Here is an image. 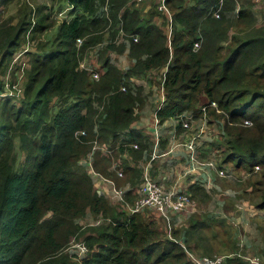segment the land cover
<instances>
[{
	"label": "trees",
	"instance_id": "obj_1",
	"mask_svg": "<svg viewBox=\"0 0 264 264\" xmlns=\"http://www.w3.org/2000/svg\"><path fill=\"white\" fill-rule=\"evenodd\" d=\"M38 1H16L17 22L0 21V78L29 30L33 48L21 97L0 99V264H193L166 226L112 206L87 168L95 140L119 153L129 148L123 137H134L132 125L147 100L132 79L154 72L166 95L159 121L176 118L181 132L184 114L198 118L205 107L209 121L223 124L225 140L217 148L223 163L251 173L245 193L264 212V13L258 16L256 0H167L171 19L158 3L145 11L148 3L139 7L140 0H50L70 7L60 22L49 2ZM125 52L129 69L111 59ZM91 55L100 65L98 79L84 66ZM111 161L95 155L106 175ZM130 170L140 173L125 167L124 175ZM88 215L96 222H78ZM261 218L264 259V213ZM195 222L187 231L192 238L201 235ZM226 222L204 216L198 228ZM80 238L89 248L83 258L70 250ZM219 240L239 249L231 237ZM237 260L248 262L236 256L229 264Z\"/></svg>",
	"mask_w": 264,
	"mask_h": 264
},
{
	"label": "crops",
	"instance_id": "obj_2",
	"mask_svg": "<svg viewBox=\"0 0 264 264\" xmlns=\"http://www.w3.org/2000/svg\"><path fill=\"white\" fill-rule=\"evenodd\" d=\"M16 1L24 0H0V9L6 8L8 5L12 6L10 3L13 2L15 4ZM65 7L70 10L68 5L65 4ZM150 7L151 5H148L145 11ZM260 9L263 12H260L259 15L257 14L259 17L264 13L261 4ZM111 56L112 61L122 69H129L132 65V61L128 58L127 52L123 54L112 53ZM85 62V64H90L88 60ZM92 66L95 69L101 70L96 67L95 62ZM132 82L136 85H146V81L142 78H133ZM146 92V103L139 111L138 120L132 125L135 131L134 137L129 135L123 137V139L127 141L129 148L120 153L117 147L111 148L109 157L112 161L111 165L107 168L110 174L106 175L96 168V154L94 155L92 166L97 174L93 173L90 164H87L89 175L93 180L94 189L99 194L109 197L107 193L110 192V184L106 181V179H109L115 183L116 187L124 191L125 197L132 203L136 198L135 191L138 188L137 185L142 181L145 171H148L150 175L164 187L175 188L190 193L193 200L197 201V205L195 204L196 209L187 219H182L180 215L173 216L174 231L181 230H179V235H177L178 240L182 241L190 249L199 254H203L205 251L204 248L209 247V245H212L217 251L215 234L207 235L205 233L204 227L209 226H201L202 228H198V225H200L204 217L203 215H199L202 204H199L201 201L198 197L201 200H203L202 197L206 199V201L203 200V204L206 205L207 212L203 214L207 213V216L211 218L221 217L219 214H222L223 218L230 220V222L234 220L240 227L250 223L247 218L248 212L246 210H242L240 213H236L235 211V207L240 205L238 198L241 196L242 192H246V189L244 191L240 189L241 193H239V189L234 187V184L231 182L236 179L234 173L237 174V170L239 169L236 170L233 163H223L222 150L220 149L219 151L217 149L224 144L225 140L223 137V124L220 121L212 123L204 113L196 118L195 112H189L184 114L189 120V126L187 128L183 127L181 132L177 131L179 121L176 118H170L161 122L157 117L159 107L162 106L166 100V95L161 87L154 88L148 86ZM194 135H198L196 139L198 158L206 161H214L217 169H226L234 179H231L229 176L220 175L217 169L214 168L192 167V162L189 159L190 150L186 147V143L191 142ZM134 145L138 146L136 147L137 150H135L136 148L133 149ZM125 167H129L130 169L139 168L140 173L135 174L130 170V174L125 173L124 175ZM120 171L123 173L121 176L119 175ZM137 175L139 176L137 177ZM243 177L249 178L251 177V173H249V171L244 172ZM133 185H136V187H133ZM211 201L215 205L214 211L211 207ZM191 218L199 220L198 225L197 222L192 225H197V229L201 230L200 236L195 234L192 238L190 234H188L187 231L190 227ZM153 220L165 228V223L158 214L154 216ZM236 240L239 249L245 250L249 256L257 258L264 263L261 253L263 249L262 235L260 236V240L252 242L248 234L241 233ZM257 251L260 252L257 253Z\"/></svg>",
	"mask_w": 264,
	"mask_h": 264
},
{
	"label": "built area",
	"instance_id": "obj_3",
	"mask_svg": "<svg viewBox=\"0 0 264 264\" xmlns=\"http://www.w3.org/2000/svg\"><path fill=\"white\" fill-rule=\"evenodd\" d=\"M258 1V0H256ZM262 7L264 9V0H262ZM158 9L162 11L166 16L171 19L172 13L167 6V0H159ZM69 10V9H68ZM215 16H220L219 9L215 12ZM30 31H27V43L20 49V51L16 52L10 59L8 67L3 75H1L3 87L0 89V99L5 98H16L21 97L23 93V85L26 79V69L28 66L27 62V54L31 51L32 46L30 42ZM137 40V38H135ZM78 42L81 43L82 40L78 39ZM199 43L195 44V47H198ZM85 68H87L92 74L94 79H98L100 76L99 71L95 68H90L86 66L84 63ZM161 89L164 91L162 85ZM165 93V92H164ZM213 107H217L216 102H212L211 104ZM163 106V105H162ZM161 106L159 107V109ZM158 109V110H159ZM206 115L205 107L201 109ZM182 125L187 128L189 120L185 116L182 119ZM251 122L246 120L245 124L249 125ZM79 134V133H77ZM81 134H85L84 131ZM198 135H194L192 137V141L186 143V147L190 150L189 159L192 162L193 168H201V167H209L217 169V166L214 161L212 160H202L198 158V151L196 150L197 142L196 139ZM134 147H138L134 145ZM97 152H102L103 154L109 155L111 153V148L109 145L101 143L98 140L93 141V148L88 155L86 161L90 164V167L93 170V159L94 155ZM259 169V166H256L255 170ZM220 175L230 177L233 179L234 177L231 176L226 169H217ZM93 173L97 174L94 170ZM119 175H123L122 171L119 172ZM107 183L110 184V192L107 195L112 198L113 200H117L120 205L123 207V211H126L130 214L143 212L146 209L152 208L157 211V214L162 218L163 222L165 223L167 236L170 239L176 240L179 242L182 247L184 248L188 259L193 264H229V259L234 258L236 256L241 257L242 259L247 260L250 264H264L257 258L243 255L241 253L232 252L229 254H222V255H202L198 254L192 249H190L185 243L179 241L178 239L174 238V222L173 216L174 215H182L184 213L193 212L196 209L195 201L192 198L190 193L185 191H181L175 188H166L157 180H155L148 171H145L143 175L142 182L140 183L139 187L136 189V198L131 203L125 197L124 191L120 190L116 187L115 183L109 179H106ZM190 213V214H191ZM189 214V215H190ZM187 215L184 219H187ZM98 220L97 222H100ZM79 243V244H78ZM75 244L77 251L74 253L78 258H83L89 251L88 246L84 242H78Z\"/></svg>",
	"mask_w": 264,
	"mask_h": 264
},
{
	"label": "rangeland",
	"instance_id": "obj_4",
	"mask_svg": "<svg viewBox=\"0 0 264 264\" xmlns=\"http://www.w3.org/2000/svg\"><path fill=\"white\" fill-rule=\"evenodd\" d=\"M40 1H42V0H39L38 2H40ZM45 1L49 2V5H50L49 6V9H51L52 14H53L52 19H54L55 21L60 22L62 19L68 17V8L65 7V2L62 3L61 5L58 4V3H56L55 5H53L50 0H45ZM191 2H192V0L190 1V3ZM256 2H257V4H255V7L256 8H260V4L262 5V0H258ZM157 3H159V0H140L138 6L139 7H143L144 5L147 4L146 5V7H147L148 5H151L152 6L153 4H157ZM10 4H12V6L8 5L6 8H1L0 9V21L4 22L6 20L12 19L16 23L17 20H18V18L16 19L17 15H18L16 13L17 12L16 9H18V5L19 4H18V2L17 3L15 2V4L12 2ZM156 20H157L158 23H160V22H162L164 20V18H163V16H157L156 17ZM56 32H57V27L50 29L48 31V33H46V35H47L48 38H51V37H53L55 35ZM93 55H91L90 57L88 56L86 58V60H88V63H90L89 65L86 64V66H88V67H90L92 69L93 68L92 65L95 62L96 67L97 68H100V65L97 64V62H96V60H95V58H94ZM152 74L153 75H151V76L148 75L145 79H143V77H140L144 81H146V85H141V86L144 87L145 93H147L146 90H148V86H151V87H154V88H158V87L161 86V78L157 77V75H156L155 72L152 73ZM259 170L260 169H257L255 171H259ZM243 173H244V171H242V169L237 170V174L234 173L236 179L233 178L234 180L231 181L234 184V187H237V189H239V191H240L239 193H241V190L240 189H242L243 191L245 189H249V188L252 189L251 187L253 185V183L251 184V181H250L251 180L250 179L251 177L244 178L243 177ZM255 181H256V179H255ZM243 196H247V194L246 193H243V192L241 193V196L238 198L239 201H240V205L239 206L237 205V207H235V209H236L235 211H236V213H240L242 210H246L248 212V217L247 218H248V220H249L250 223L248 225H244V226L240 227L234 220H232L230 222V220L226 219L227 220L226 224H223V225H219L218 224V226H215L214 228H212V227H205V231H206L205 233L207 235L208 234H212L213 235L215 233H220V237H216V242H217V248H218V250L216 251L214 248H211V250H210L211 253L209 254L210 256L227 254L228 252H234V251H238V253H242V254H245V255L249 256L248 253H246V251L243 250V249H238V250L234 249V250H232V246L229 245L227 242H223V243L220 242V240H219L220 238L221 239H225V241H228V238H230V237L232 239H235L236 240L237 237L241 233H246V234H248L249 239H252V242H255L256 240H260V236L263 234V232L260 229V227L258 225V222L262 219L261 217H262V215H263L264 212L262 210H259L258 208H256L252 204L251 199L249 198V196H247L245 198ZM106 198L108 199L109 203L112 206L117 207V208L123 210V207L120 205L119 202H117V200H113V199H111L109 197H106ZM198 199L201 201V202L198 201L199 204L200 205L202 204V207L200 209L201 212L199 213V215H203L206 218L207 213L206 214H203V213L207 212V207H206L205 204H203V200L206 201V199H204L203 197H202L203 200H201L199 197H198ZM236 200H237V198H236ZM195 204L197 205V201H195ZM211 207H212V210L214 211L215 205H214V203L212 201H211ZM190 213L191 212L184 213L182 215V219H184ZM139 215L142 216L143 220L154 219V216L157 215V211L154 210V209H152V208H149V209H146L143 212H139ZM219 215L220 216H223L222 214H219ZM94 217H95L94 215H88L86 218H82V219L80 218V219H78V222L81 223V224H83V225L84 224L91 225L93 222L94 223L96 222V220L94 219ZM98 217H99L100 220H102V215H99ZM164 230L166 231V229H164ZM236 234H237V236H236ZM81 241H83V238L74 240L73 241L74 244L72 245V247L70 248V250L75 253L77 251V248L75 247V244L78 243V242H81ZM259 252L260 251H257V253H259ZM246 263H248V262L243 261V260H237L234 264H246Z\"/></svg>",
	"mask_w": 264,
	"mask_h": 264
}]
</instances>
